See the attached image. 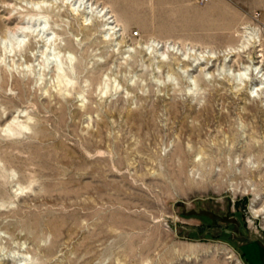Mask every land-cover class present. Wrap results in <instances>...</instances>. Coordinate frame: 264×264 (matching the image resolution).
Here are the masks:
<instances>
[{"label":"rangeland","instance_id":"rangeland-1","mask_svg":"<svg viewBox=\"0 0 264 264\" xmlns=\"http://www.w3.org/2000/svg\"><path fill=\"white\" fill-rule=\"evenodd\" d=\"M91 1L0 0V264H264V0Z\"/></svg>","mask_w":264,"mask_h":264},{"label":"crops","instance_id":"crops-1","mask_svg":"<svg viewBox=\"0 0 264 264\" xmlns=\"http://www.w3.org/2000/svg\"><path fill=\"white\" fill-rule=\"evenodd\" d=\"M106 3V9L115 12L112 16H121L117 10L121 7L133 8L134 2L139 3L140 16L160 19L163 23L179 26L178 30L170 32H183L181 28L205 29L211 22V19H220L225 17L227 12V2L222 0H207L198 2V0H96ZM151 3H155L152 6ZM235 10L233 4L229 6ZM111 14V13H110ZM257 241L263 244L264 239L258 238Z\"/></svg>","mask_w":264,"mask_h":264},{"label":"bare ground","instance_id":"bare-ground-1","mask_svg":"<svg viewBox=\"0 0 264 264\" xmlns=\"http://www.w3.org/2000/svg\"><path fill=\"white\" fill-rule=\"evenodd\" d=\"M85 1H89L90 4L92 3L91 0H85ZM40 6H41V5H40ZM103 10H104V14L107 15V17H109L108 22H114V20L111 19V18H112V15H110V13L108 12V10H107L106 8H104ZM110 17H111V18H110ZM162 45H163V44H162ZM164 46H165V45H164Z\"/></svg>","mask_w":264,"mask_h":264},{"label":"built area","instance_id":"built-area-1","mask_svg":"<svg viewBox=\"0 0 264 264\" xmlns=\"http://www.w3.org/2000/svg\"><path fill=\"white\" fill-rule=\"evenodd\" d=\"M200 2H205V1H207V0H199ZM228 1H234V0H228Z\"/></svg>","mask_w":264,"mask_h":264}]
</instances>
